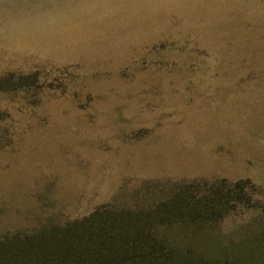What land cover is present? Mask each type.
<instances>
[{"label": "rangeland", "instance_id": "rangeland-1", "mask_svg": "<svg viewBox=\"0 0 264 264\" xmlns=\"http://www.w3.org/2000/svg\"><path fill=\"white\" fill-rule=\"evenodd\" d=\"M0 77V239L242 181L156 229L264 256V0H0Z\"/></svg>", "mask_w": 264, "mask_h": 264}, {"label": "trees", "instance_id": "trees-1", "mask_svg": "<svg viewBox=\"0 0 264 264\" xmlns=\"http://www.w3.org/2000/svg\"><path fill=\"white\" fill-rule=\"evenodd\" d=\"M1 121L0 116V124ZM243 183L213 186L210 194L200 198L185 197L184 194L167 197L144 214L123 210L126 211L123 212L125 217L120 220L107 206L99 207L90 216L76 222L44 224L40 231H47L36 239L4 237L0 239V264H264V256L258 260H244L228 248H185L180 242L195 233L169 234L156 229L157 225L174 218L195 226L217 222L236 201L246 200ZM110 217H114L112 222ZM120 222L125 228L117 227ZM147 225L149 227L145 228Z\"/></svg>", "mask_w": 264, "mask_h": 264}]
</instances>
